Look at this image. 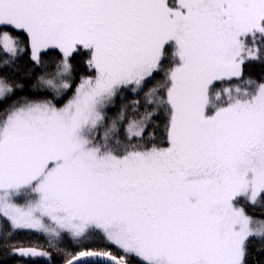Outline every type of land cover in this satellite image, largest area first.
I'll return each mask as SVG.
<instances>
[{"label":"snow or ice","instance_id":"obj_1","mask_svg":"<svg viewBox=\"0 0 264 264\" xmlns=\"http://www.w3.org/2000/svg\"><path fill=\"white\" fill-rule=\"evenodd\" d=\"M0 248L264 264V0H0Z\"/></svg>","mask_w":264,"mask_h":264},{"label":"trees","instance_id":"obj_2","mask_svg":"<svg viewBox=\"0 0 264 264\" xmlns=\"http://www.w3.org/2000/svg\"><path fill=\"white\" fill-rule=\"evenodd\" d=\"M262 71L261 68L259 67H255V68H250L247 70V73H250L252 75H258L260 72ZM114 111V110H113ZM247 211L249 212V214L251 215H256V216H259L260 215V209L257 208L255 211L251 208L247 209ZM16 239L18 240H25V241H28L29 239H31L32 241L34 242H40V243H43V239L41 237H38V236H24V235H20V236H17ZM0 264H21L20 261L12 258L11 256H9L7 254V252L3 249V248H0Z\"/></svg>","mask_w":264,"mask_h":264}]
</instances>
